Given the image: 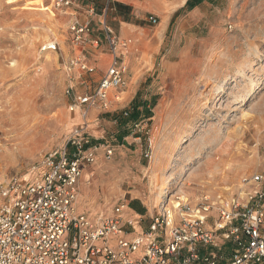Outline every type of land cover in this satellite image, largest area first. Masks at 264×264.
I'll use <instances>...</instances> for the list:
<instances>
[{"label":"rangeland","instance_id":"obj_1","mask_svg":"<svg viewBox=\"0 0 264 264\" xmlns=\"http://www.w3.org/2000/svg\"><path fill=\"white\" fill-rule=\"evenodd\" d=\"M104 3L57 9L53 0H0V186L30 181L48 152L87 128L94 142L109 141L115 151L107 159L102 150L82 181L86 210L107 213L141 191L152 213L164 204L180 222V198L194 210L218 196L243 195L250 189L243 178L264 174V0H193L192 10L173 12L171 2L160 8L151 1L158 23L123 38L121 100L108 109L82 106L84 119L71 111L67 91L89 92L110 66L98 19L90 17V8L100 14ZM76 19L91 22L99 46H74ZM107 22L119 34L111 6ZM79 55L96 67L93 75L70 70ZM212 209L207 228L218 218Z\"/></svg>","mask_w":264,"mask_h":264},{"label":"built area","instance_id":"obj_2","mask_svg":"<svg viewBox=\"0 0 264 264\" xmlns=\"http://www.w3.org/2000/svg\"><path fill=\"white\" fill-rule=\"evenodd\" d=\"M78 1L53 0V5L68 9ZM110 6L111 0H106L100 14L90 8V17L98 19L108 44L110 66L89 92L74 93L73 86L67 91L73 96L71 111L79 108L84 119L87 112L82 106L108 109L114 100H121L126 84L122 50L127 43L107 22ZM149 22L158 20L152 15ZM70 30L74 46H99L90 21L82 24L76 19ZM69 66L87 75L96 72L81 55L72 58ZM133 125L136 131L141 124ZM86 129L75 131L63 147L48 152L30 181L13 178L0 186V264H264L262 172L243 178L244 186H250L243 195L239 191L218 196L212 205L192 210L180 198L179 210L185 212L180 222L161 208L147 232L128 239L121 225L122 205L92 216L77 208L83 173L96 164L102 150L107 159L115 151L109 141L94 142ZM151 155L150 143L145 156ZM213 207L218 218L213 228H207Z\"/></svg>","mask_w":264,"mask_h":264},{"label":"crops","instance_id":"obj_3","mask_svg":"<svg viewBox=\"0 0 264 264\" xmlns=\"http://www.w3.org/2000/svg\"><path fill=\"white\" fill-rule=\"evenodd\" d=\"M151 1L154 0H111V16L113 20L117 22L119 33L118 35L122 39L128 36L138 38L141 32L146 30L145 28L147 27V24L150 23L148 18L151 15V8H154ZM156 1L160 3V8H162L164 2H171L170 7H172L171 11L173 12L177 8L184 9L188 0H182L181 2L179 1L178 4L176 3L177 0ZM104 2H106V0H103V3ZM93 19L96 20L97 18ZM99 56L100 57H98L99 60L97 64L98 69L104 70L106 66L105 60L103 59L102 54ZM92 111L93 114L96 113V111ZM80 117L82 116L80 115ZM108 118L112 119V115H110ZM87 171L89 170H86L83 173V178H81L79 182L80 200L83 199L85 195V183L82 181L85 176L88 175ZM91 176H94V174L92 173ZM129 198V200L123 199L124 204H121L123 207V213L121 215V225L124 226L127 233L126 238L131 239L136 235L148 231L155 214L151 212V205L149 203L150 201L142 198L141 191H137L135 194H130ZM79 199L77 202V208L79 212L88 213L91 216L99 214L98 211H100L101 209L98 210L99 208L90 206L87 207L86 210V208H83L79 205ZM107 213H111V211L108 210Z\"/></svg>","mask_w":264,"mask_h":264},{"label":"bare ground","instance_id":"obj_4","mask_svg":"<svg viewBox=\"0 0 264 264\" xmlns=\"http://www.w3.org/2000/svg\"><path fill=\"white\" fill-rule=\"evenodd\" d=\"M76 110H80V109L77 108ZM11 114H12V113H11ZM15 117H16V116H15ZM14 119H15V118H14ZM14 119H13V120H14ZM15 120H16V119H15ZM11 121H12V119H11ZM6 133H7V132H4V134H6ZM192 137H193V136L189 137V135H188V137H185V138L183 139V140H184L183 143L188 142V140H190ZM171 184H172L171 182H168V183L166 184V187L170 186ZM164 206H166V205H164V204L161 205L162 208L170 210V212H171V214H172V217L174 218L175 221H177L176 218L174 217V212H172V210H171L170 208H168V207H164ZM179 206H180V204L175 205L174 209H179ZM180 212H181V211H180ZM182 213H183V212H182ZM183 214H185V212H184Z\"/></svg>","mask_w":264,"mask_h":264},{"label":"trees","instance_id":"obj_5","mask_svg":"<svg viewBox=\"0 0 264 264\" xmlns=\"http://www.w3.org/2000/svg\"><path fill=\"white\" fill-rule=\"evenodd\" d=\"M195 6L196 4L193 3V0H188L184 9L192 10ZM184 9H181L180 11H183ZM134 117L136 118V114L134 115Z\"/></svg>","mask_w":264,"mask_h":264}]
</instances>
